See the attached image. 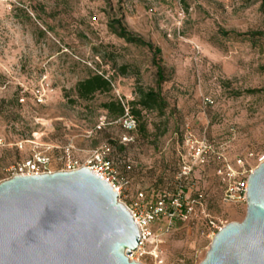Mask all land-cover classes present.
Instances as JSON below:
<instances>
[{
    "label": "rangeland",
    "instance_id": "rangeland-1",
    "mask_svg": "<svg viewBox=\"0 0 264 264\" xmlns=\"http://www.w3.org/2000/svg\"><path fill=\"white\" fill-rule=\"evenodd\" d=\"M114 21L160 50L161 84L150 50L114 35ZM93 74L109 78L112 92L79 100L77 83ZM149 90L167 106L132 118V131L126 118L103 108ZM186 132L231 163L243 158L257 167L264 155V0H0V183L36 153L57 172L68 153L82 163L107 146L129 181L122 201L142 193L152 203L175 192ZM184 191L185 220L154 226L163 264H200L216 235L210 222L241 223L246 215L222 204L212 167L195 169ZM130 261L157 264L149 255Z\"/></svg>",
    "mask_w": 264,
    "mask_h": 264
},
{
    "label": "water",
    "instance_id": "water-1",
    "mask_svg": "<svg viewBox=\"0 0 264 264\" xmlns=\"http://www.w3.org/2000/svg\"><path fill=\"white\" fill-rule=\"evenodd\" d=\"M128 209L86 168L0 183V264H139ZM200 264H264V163L250 175L246 215L214 236Z\"/></svg>",
    "mask_w": 264,
    "mask_h": 264
},
{
    "label": "built area",
    "instance_id": "built-area-1",
    "mask_svg": "<svg viewBox=\"0 0 264 264\" xmlns=\"http://www.w3.org/2000/svg\"><path fill=\"white\" fill-rule=\"evenodd\" d=\"M124 118H126L124 121L126 130H134L135 121L132 117L126 114ZM1 144L0 139V146ZM183 147L186 155L182 157L175 178V192L173 194L162 193L152 203H147L142 193H138L134 202L129 205L122 201L123 191L128 187L129 181L117 172L109 158L111 151L107 146L92 151L82 163L68 153L62 169L57 172L70 173L86 168L102 178L117 193L118 201L128 209L138 227L140 244L137 251L131 255H137L139 258L149 255L157 264H163L162 254L156 246L157 236L154 226L160 220L166 221L168 224L177 220H185L191 208L184 190L194 170L212 167L221 186L222 204L234 208H246L249 177L259 165L264 163V155L258 159V165L255 169H250L246 159L243 158L236 159L235 162L231 163L216 150L212 143L190 132H186L184 135ZM50 164L51 160L47 155L36 153L30 159H26L13 167L8 179L16 176H39L55 173L50 171ZM210 226L213 233H217L227 225L210 222ZM147 248H150L149 252H146Z\"/></svg>",
    "mask_w": 264,
    "mask_h": 264
},
{
    "label": "trees",
    "instance_id": "trees-1",
    "mask_svg": "<svg viewBox=\"0 0 264 264\" xmlns=\"http://www.w3.org/2000/svg\"><path fill=\"white\" fill-rule=\"evenodd\" d=\"M109 29L114 35L123 39L126 43L149 49L153 55V65L157 70L156 76L158 84H161L165 80L163 69L160 65L159 49L154 48L152 45L146 44L140 39H137L129 34L120 21H114L113 24L110 25ZM111 92L112 83L110 79L105 77L103 74L90 75L86 79L78 82L76 85V95L78 99L82 101L90 100L96 94H110ZM166 106L167 104L165 100L158 92L149 90L147 92H140L137 101L128 105H124L121 101H110L104 104L103 108L110 117L123 119L126 114L132 118H137L143 111L163 113Z\"/></svg>",
    "mask_w": 264,
    "mask_h": 264
}]
</instances>
